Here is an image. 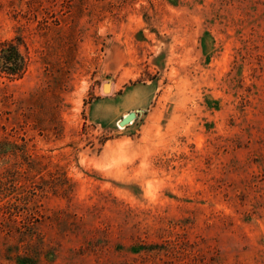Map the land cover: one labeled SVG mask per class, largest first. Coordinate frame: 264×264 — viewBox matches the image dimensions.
Here are the masks:
<instances>
[{
  "label": "rangeland",
  "instance_id": "obj_1",
  "mask_svg": "<svg viewBox=\"0 0 264 264\" xmlns=\"http://www.w3.org/2000/svg\"><path fill=\"white\" fill-rule=\"evenodd\" d=\"M9 41L0 264H264V0H0Z\"/></svg>",
  "mask_w": 264,
  "mask_h": 264
},
{
  "label": "trees",
  "instance_id": "obj_2",
  "mask_svg": "<svg viewBox=\"0 0 264 264\" xmlns=\"http://www.w3.org/2000/svg\"><path fill=\"white\" fill-rule=\"evenodd\" d=\"M25 70V60L14 43H3L0 47V76L20 78Z\"/></svg>",
  "mask_w": 264,
  "mask_h": 264
},
{
  "label": "water",
  "instance_id": "obj_3",
  "mask_svg": "<svg viewBox=\"0 0 264 264\" xmlns=\"http://www.w3.org/2000/svg\"><path fill=\"white\" fill-rule=\"evenodd\" d=\"M104 89L105 90H107L108 89V86L106 85L105 87H104ZM132 119V114H129V115H127L125 118H123L121 121V125L122 126H124L125 124H127L128 122H130V120Z\"/></svg>",
  "mask_w": 264,
  "mask_h": 264
},
{
  "label": "bare ground",
  "instance_id": "obj_4",
  "mask_svg": "<svg viewBox=\"0 0 264 264\" xmlns=\"http://www.w3.org/2000/svg\"><path fill=\"white\" fill-rule=\"evenodd\" d=\"M107 90H110V89H109V86H108V89H107ZM110 91H111V90H110ZM117 126L120 127V129H123V128H121V125H120V122H119V121H118Z\"/></svg>",
  "mask_w": 264,
  "mask_h": 264
}]
</instances>
